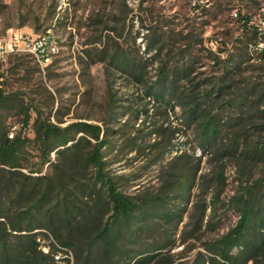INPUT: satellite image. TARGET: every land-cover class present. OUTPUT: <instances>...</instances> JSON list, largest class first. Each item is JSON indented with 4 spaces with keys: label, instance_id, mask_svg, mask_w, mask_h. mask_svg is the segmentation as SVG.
<instances>
[{
    "label": "trees",
    "instance_id": "obj_1",
    "mask_svg": "<svg viewBox=\"0 0 264 264\" xmlns=\"http://www.w3.org/2000/svg\"><path fill=\"white\" fill-rule=\"evenodd\" d=\"M123 8L120 13L127 19L130 9L126 4ZM194 9L200 10L201 5L196 4ZM126 19L109 27V34L120 39L114 42L108 35L113 49L107 43L103 49L95 46L85 53L92 62L97 57L141 86L149 100L148 107L132 111L131 116L138 120L141 114L145 115L142 125L136 127L130 119L121 123L119 116L123 113L114 98L101 124L78 121L61 126L63 122L56 124L51 117L38 112L33 139L22 133L15 136L0 125V264H58L57 255L64 257L63 264H72L66 257L69 252L73 264H184L181 259L187 251L179 256L171 254L176 244L173 235L197 187L201 191L185 227L190 231L182 233L181 242H202L204 234L220 223L214 222L219 207L224 208L225 214L234 209L238 220L225 235L202 242L204 252L198 251L191 264H264V179L244 187L242 193L224 202L223 171L216 174L218 191H210L214 179L200 175L202 158L185 151L164 164L179 131L168 124V113L176 103L183 108L185 125L198 130L201 154L212 151L220 161L238 156L241 160L264 162L261 141L251 149L240 150L250 132L247 126L258 115L264 118V81L247 89L246 84L238 87L233 77L244 62L252 60L250 44L244 43L242 53L227 61L204 49L207 57L226 71L200 94L196 90L209 80L198 82L192 77L196 60L193 49L195 45L202 47L203 39L194 32L166 36L167 32L148 27L144 36L146 50L157 53L155 59L165 53L164 58L158 59L161 66L156 80L150 82L146 79L148 60H137L130 47ZM240 19L244 25L250 21L249 17ZM95 40L102 42V35ZM178 43L184 46L180 54L183 63L174 68L169 66L167 52ZM262 56L260 53V60ZM182 82L190 84L189 88L180 87ZM7 99L1 87L0 109ZM132 108L129 105L126 109ZM31 109L24 110V128L29 127L32 119ZM232 109L239 115L224 116ZM253 110L257 112L252 113ZM154 117L162 118L161 123ZM255 128L264 130V123ZM32 148L38 152L36 163L30 162ZM132 153L146 159L144 171L162 165L158 186L129 193L131 182L140 175L128 177L111 167ZM208 210L211 215L205 222ZM155 238V243L146 244Z\"/></svg>",
    "mask_w": 264,
    "mask_h": 264
},
{
    "label": "rangeland",
    "instance_id": "obj_2",
    "mask_svg": "<svg viewBox=\"0 0 264 264\" xmlns=\"http://www.w3.org/2000/svg\"><path fill=\"white\" fill-rule=\"evenodd\" d=\"M124 4L130 9L129 17L125 18L126 33L131 34L130 47L137 60H148L146 79L150 82L156 80L161 66L159 60L165 55L163 52L160 59H155L153 56L157 53L146 50L147 38L144 36H147L148 27L151 25L160 33L167 32L166 36L178 35L181 32L185 36L194 32L203 39L202 47L195 45L193 49L196 60L192 77L198 82L208 79L209 83L201 85L196 93L201 94L210 89L226 71L223 67L216 66L214 60L207 57L206 51H211L221 61H227L232 55L242 53L244 43L250 44L249 53L252 60L244 62L241 69L233 74L237 86L244 87L246 84L245 87L249 89L255 82L264 81L263 0H0V38L13 31L34 36L51 31L59 44L58 54L44 65L27 54L8 58L1 73V87L8 99L0 109V125L15 136L22 133L33 139V123L38 112L46 118L51 117L56 124L63 122L61 126L78 121L101 124L109 114L112 98L117 100V105L123 113L119 116L121 123L130 119V123H135L136 127L142 125L145 115L141 114L138 120L132 119L131 116L132 111L148 107L149 100L145 99L141 86L121 70L98 60L97 57L92 62L85 53L92 47L95 49V46L98 50L103 49L107 47V43L111 49L114 48L113 41L108 42V35L114 42L120 39L115 34H109V27H116L120 21H125L120 13ZM196 4L201 5L200 10L194 9ZM235 12L237 17L234 16ZM240 17H249V23L244 25ZM100 35L103 41L98 43L95 39ZM182 49L184 46L178 43L167 52L170 67L177 68L183 63L180 55ZM260 53L263 54L261 60ZM189 86L190 84L185 82L180 83V87L184 89ZM234 93L238 94L239 91ZM129 105L133 106L132 110L126 109ZM27 108H33L32 119L29 127L24 128L23 115ZM149 108L151 114L153 108L151 105ZM231 111L224 116L239 115L236 110ZM154 119L161 123L162 118ZM263 123L264 118L259 115L254 117L247 126L250 132L246 133V141L242 142L241 151L255 147L257 141L264 144V130L255 128ZM168 124L179 131L173 141L174 148L166 154L164 164L185 151L202 158L200 175L214 179L210 191H218L216 174L223 171L226 186L221 198L224 202L242 193L244 187L264 179V162L241 160L238 156L226 157L220 161L214 157L215 153L212 154V151L201 154L197 143L198 130L193 125H185L183 108L178 103L174 104V108L168 113ZM153 142L152 140L151 143ZM37 153L36 149H30L31 163L38 162ZM52 157L54 158V155ZM136 157L135 153L129 154L111 167L114 172L128 177L140 175L138 180L131 182V194L145 187L158 186V174L162 166L157 165L144 171L146 159L141 158L142 156ZM47 169L45 168L44 172ZM198 183L200 186L201 181ZM199 191V187L193 190L183 221L173 235L176 244L171 254L179 256L187 251L181 259L184 264H191L198 251L204 252L202 242L225 235L238 220V213L234 209L225 214L224 208L219 207L214 222L220 223L215 230L204 234L202 242L194 239L181 242L182 233L190 231L185 227L190 221V215L194 213L193 205L198 200ZM209 215L211 210H208L205 222ZM155 241L156 238L150 239L146 244L151 245ZM193 245L196 247L188 250Z\"/></svg>",
    "mask_w": 264,
    "mask_h": 264
},
{
    "label": "built area",
    "instance_id": "obj_3",
    "mask_svg": "<svg viewBox=\"0 0 264 264\" xmlns=\"http://www.w3.org/2000/svg\"><path fill=\"white\" fill-rule=\"evenodd\" d=\"M234 16L237 17L236 12L234 13ZM58 45L59 44L51 31L35 36L20 31H13L6 37L0 38V88L2 80L1 73L4 64L9 57L19 54H27L34 57L40 64L44 65L49 63L58 54ZM11 137H13V135H11ZM44 251L48 252L47 249H44ZM66 257H69L71 262L73 261L71 252H69V255H66ZM62 258L64 257L57 255L55 257L56 263L63 264Z\"/></svg>",
    "mask_w": 264,
    "mask_h": 264
}]
</instances>
